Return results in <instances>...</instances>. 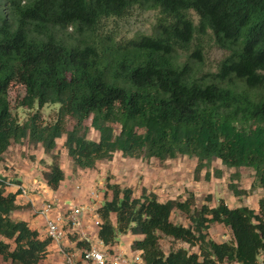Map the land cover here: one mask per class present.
Instances as JSON below:
<instances>
[{
	"label": "trees",
	"instance_id": "trees-1",
	"mask_svg": "<svg viewBox=\"0 0 264 264\" xmlns=\"http://www.w3.org/2000/svg\"><path fill=\"white\" fill-rule=\"evenodd\" d=\"M135 8L155 11V20L150 32L123 37L109 23ZM210 46L222 52L214 68L204 57ZM13 84L25 89L20 106H38L24 120L13 111ZM47 104L57 106L50 121L41 112ZM13 143L50 156L39 162L53 191L66 179L62 151L73 173L116 152L192 156L196 180L221 177L213 165L220 159L252 168L264 188V0H0V163ZM14 181L0 176V264H39L53 241L13 216L26 207L7 189ZM207 197L200 206L193 192L163 200L145 186L137 195L108 180L98 238L113 247L130 237L142 264H264V195L257 207ZM213 224L226 226L230 239L210 237ZM73 233L76 248H90ZM163 238L182 245L165 251Z\"/></svg>",
	"mask_w": 264,
	"mask_h": 264
},
{
	"label": "rangeland",
	"instance_id": "rangeland-1",
	"mask_svg": "<svg viewBox=\"0 0 264 264\" xmlns=\"http://www.w3.org/2000/svg\"><path fill=\"white\" fill-rule=\"evenodd\" d=\"M155 17V11L135 8L129 16L111 21L109 25L121 33L120 35L123 37H129L137 32H150V27ZM221 56L222 52L220 50L210 46L204 56L206 65L209 68H214ZM24 94L25 89L23 86L18 84L11 86L10 98L13 111L22 120L30 112L38 108L37 105L32 110L29 107L20 106ZM56 109V104H47L42 107L41 112L45 121L55 118ZM72 125L73 120L69 118L68 127L71 128ZM98 136V131L91 128L89 137L97 139ZM58 142L60 146L62 141L59 140ZM41 152L40 147H31L28 143H13L11 148L5 153L3 162L0 163V170L1 172H11L12 175L8 178L15 179L20 172H28L35 167V162H38L41 158ZM43 158L47 163L51 160L47 154H44ZM61 162L65 170L69 174L72 173L73 161L66 152L62 151ZM196 162V157L186 155L174 159L159 160L157 158L140 159L126 157L120 152H116L112 158L98 161L92 169L77 171L75 173L76 181L74 186L78 185L80 191L87 192L92 203L98 204V206H100L104 197L105 184L110 180L111 182H118L121 185L132 187L137 195L140 194L142 187L145 186L149 190L155 191L160 199L163 200L169 197H183L193 192L196 195L199 206L203 202H207V196H210L211 204L224 200L230 206L246 204L251 207H257L259 198L264 195V188L255 185V175L252 168H230L223 165L220 159H215L213 165L221 169L223 175L219 178L213 177L210 180H206L202 175L199 180H196L194 179ZM38 163L41 166L43 165L41 162ZM235 174H238V177H235ZM230 183H235L239 188L248 190V193L243 196H236L229 187ZM174 220L186 223L184 216L180 213L174 214ZM68 232H70L68 233L69 238L74 235L73 232L78 234L77 231ZM210 237L217 241L228 240L230 239V232L222 224H213L210 229ZM129 239L130 237L128 236L122 237L120 244H126ZM162 244L165 251L172 246L182 245L173 242L169 238H163ZM63 246L67 251H73L68 245ZM53 253L54 250L50 251L48 257L39 264H57L58 262L51 259Z\"/></svg>",
	"mask_w": 264,
	"mask_h": 264
},
{
	"label": "crops",
	"instance_id": "crops-1",
	"mask_svg": "<svg viewBox=\"0 0 264 264\" xmlns=\"http://www.w3.org/2000/svg\"><path fill=\"white\" fill-rule=\"evenodd\" d=\"M41 151L42 152L40 157L43 158L44 153L42 148ZM38 162H35V165L33 164L35 167L28 172H20L15 177L16 180H19L18 182H8L9 185L7 186V189L9 191H19L17 202L21 205L26 204V207L16 210L13 213V216L18 219H25L29 221L32 226L38 228L41 232H43L44 218L38 215L35 209L38 208L43 200H45L47 197L54 195L59 199L58 205L55 208V213H63L65 211V208L69 204H80L86 207L85 212L82 216L81 224L75 231L78 232L80 239H88L91 244L100 245V239L97 235L99 216L96 212V209L98 208V204H93L92 200H90V198L88 197L87 192L80 191L78 189V185L74 186L76 181L75 173L72 172L69 174L68 172H66L65 181L62 183L58 190L53 191L42 180L40 173L42 166L39 165ZM10 175L12 174L8 171H2L0 174V176L7 177H9ZM18 186L25 187L28 190V194L23 195L22 193H20ZM122 237L124 236H120L119 242L114 245V247L127 253L132 252L129 246L130 240H127V243L124 245L120 244V239H122ZM63 245H68L73 250L70 252H74L76 255H80V249L76 248L75 241L71 240L68 236L62 241V246ZM49 250H54L51 259H54L53 261L58 262L59 264H63L64 254L59 250V246L53 243L52 246H50ZM65 250L67 249L65 248Z\"/></svg>",
	"mask_w": 264,
	"mask_h": 264
},
{
	"label": "built area",
	"instance_id": "built-area-1",
	"mask_svg": "<svg viewBox=\"0 0 264 264\" xmlns=\"http://www.w3.org/2000/svg\"><path fill=\"white\" fill-rule=\"evenodd\" d=\"M20 193L28 194L23 186H18ZM59 199L57 196L47 197L35 209L36 213L44 218L43 233L59 246L64 254V264H142L138 252L127 253L117 248L108 247L100 240V245L91 244L90 248L80 250V255L65 250L62 241L67 237L68 231H75L81 224L86 207L80 204H69L63 213H55ZM256 264H263L259 260Z\"/></svg>",
	"mask_w": 264,
	"mask_h": 264
}]
</instances>
